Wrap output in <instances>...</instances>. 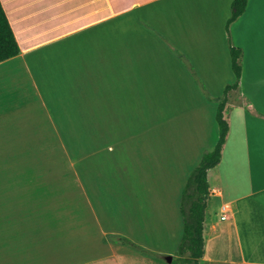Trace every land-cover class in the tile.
I'll return each instance as SVG.
<instances>
[{
  "label": "crops",
  "instance_id": "crops-1",
  "mask_svg": "<svg viewBox=\"0 0 264 264\" xmlns=\"http://www.w3.org/2000/svg\"><path fill=\"white\" fill-rule=\"evenodd\" d=\"M1 2L21 52L0 63V264H169L109 237L176 257L182 192L219 141V103L236 82L230 42L243 49V75L208 172L201 264H264V0H249L230 33L233 0ZM136 144L163 204L141 200L120 215L103 168ZM174 220L177 242L157 249L149 228L172 236Z\"/></svg>",
  "mask_w": 264,
  "mask_h": 264
},
{
  "label": "trees",
  "instance_id": "trees-1",
  "mask_svg": "<svg viewBox=\"0 0 264 264\" xmlns=\"http://www.w3.org/2000/svg\"><path fill=\"white\" fill-rule=\"evenodd\" d=\"M248 4L249 0H233L232 13L227 25L229 33L230 25L245 13ZM20 52L21 46L0 0V63L19 55ZM230 53L236 82L233 85L226 86L224 97L219 103L216 115L220 128L219 141L212 151L203 155L200 163L189 176L181 196L180 209L184 232L176 253L179 264H201V259L205 253L204 231L211 190L208 172L221 162L223 149L230 131V124L224 114L227 95L231 90L239 87L243 75L241 63L243 49L230 42ZM109 239L137 247L136 244L126 237L111 236ZM146 253L151 254L148 251Z\"/></svg>",
  "mask_w": 264,
  "mask_h": 264
},
{
  "label": "rangeland",
  "instance_id": "rangeland-1",
  "mask_svg": "<svg viewBox=\"0 0 264 264\" xmlns=\"http://www.w3.org/2000/svg\"><path fill=\"white\" fill-rule=\"evenodd\" d=\"M207 96H211L209 94H207ZM178 102V101H177ZM175 108L174 102L172 103V109ZM154 111V110H153ZM163 114L162 111H160L159 113V117L158 112L155 113L151 112V114L149 116H145L143 119H137L136 124L137 125H145L146 126V122L148 121H152V120H156L157 118H160V116ZM71 137H73V135L70 134ZM76 138V145L75 148H73L76 158H77V165L79 170L81 171V173L83 175L87 174V172H89L90 170V166L89 163L86 165L84 162V158H83V151L85 150L84 145H83V134L82 133H75ZM132 149L136 150L134 152H131L130 154H128L127 151H125V149H122V154H121V160L119 161V163L116 165H104L103 168V172L105 173V178L103 179V195L104 198L106 200H109L110 203H113L115 199L118 200V205L117 206V210H121L120 215H123L125 213H122L124 209H127V207L125 205L129 204H138L144 200L148 201L150 200V202L152 204H154L155 206H159L163 204V197L161 195H159L157 193L156 190H154L153 188L149 187V183H151L150 181V177L148 176L147 170L146 168H148L147 164L149 165V160L147 159L146 152L144 149H142V147H138L137 144L132 146ZM210 149L206 150L205 152L209 151ZM105 163V162H104ZM94 166V163H93ZM143 169L141 170V173L139 172V168ZM96 167V166H95ZM94 168V167H93ZM97 170V168H96ZM110 170H113V175H118V177L115 179L112 177V175L107 176L110 172ZM138 171V172H136ZM137 173V174H136ZM137 175V177H136ZM149 194H148V193ZM96 198H99V195H95ZM76 201L78 202V197L76 195ZM124 205V206H123ZM133 206V205H132ZM131 206V207H132ZM162 215V213H160ZM164 214V213H163ZM167 214V213H166ZM129 217V213H127L125 215V219H127ZM155 227H150V235L152 237V242L153 245L158 249V247H170V246H174L175 245V239L179 238L177 235V225L176 222L174 220V222H172V230L174 228H176V231L172 233V236H167L165 235V233L163 232V230L161 231V227L162 224H159L157 221H155ZM153 225V224H152ZM176 225V226H175ZM140 230V229H138ZM140 232V231H139ZM177 240V239H176ZM127 245V244H126ZM130 246V245H129ZM136 247V246H135ZM133 247V248H135ZM145 254L151 255L153 257H155L156 259H159L165 263H169V264H179L177 261V254L176 257H172V255L170 254H164V253H155L146 249L141 248L140 246L137 245V247L135 248ZM146 251L151 252L150 253H146ZM171 256L172 258H174L173 262L170 263L167 258Z\"/></svg>",
  "mask_w": 264,
  "mask_h": 264
},
{
  "label": "built area",
  "instance_id": "built-area-1",
  "mask_svg": "<svg viewBox=\"0 0 264 264\" xmlns=\"http://www.w3.org/2000/svg\"><path fill=\"white\" fill-rule=\"evenodd\" d=\"M222 209H223V212H224V213H227V212L230 211V209H229V207H228L227 205H223ZM227 218H228V216H227L226 214H223V215H222V219H223V220H226Z\"/></svg>",
  "mask_w": 264,
  "mask_h": 264
},
{
  "label": "water",
  "instance_id": "water-1",
  "mask_svg": "<svg viewBox=\"0 0 264 264\" xmlns=\"http://www.w3.org/2000/svg\"><path fill=\"white\" fill-rule=\"evenodd\" d=\"M167 260L171 263V262L173 261V258H172L171 256H169V257L167 258Z\"/></svg>",
  "mask_w": 264,
  "mask_h": 264
}]
</instances>
